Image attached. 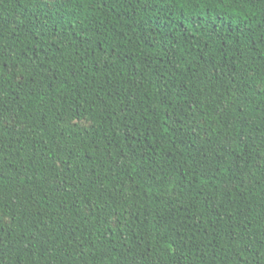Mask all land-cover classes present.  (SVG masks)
<instances>
[{"label":"trees","instance_id":"obj_1","mask_svg":"<svg viewBox=\"0 0 264 264\" xmlns=\"http://www.w3.org/2000/svg\"><path fill=\"white\" fill-rule=\"evenodd\" d=\"M0 264H264V0H0Z\"/></svg>","mask_w":264,"mask_h":264}]
</instances>
